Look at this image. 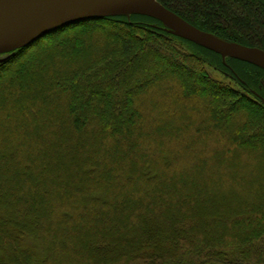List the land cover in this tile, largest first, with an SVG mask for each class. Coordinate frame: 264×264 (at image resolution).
<instances>
[{"label": "trees", "instance_id": "obj_1", "mask_svg": "<svg viewBox=\"0 0 264 264\" xmlns=\"http://www.w3.org/2000/svg\"><path fill=\"white\" fill-rule=\"evenodd\" d=\"M158 2L264 51V0ZM185 43L114 15L0 55V264H264V70Z\"/></svg>", "mask_w": 264, "mask_h": 264}, {"label": "water", "instance_id": "obj_2", "mask_svg": "<svg viewBox=\"0 0 264 264\" xmlns=\"http://www.w3.org/2000/svg\"><path fill=\"white\" fill-rule=\"evenodd\" d=\"M148 1L151 0H19L16 4L0 8V55L31 46L53 32L80 22L128 13H140L157 18L179 37L221 55L255 62L228 53L225 49L229 45L264 55L262 50L229 43L195 28L164 8L158 0L155 2L159 6L160 14L146 12L142 8ZM166 16L176 17L185 29L180 30L171 26L165 19ZM255 63L264 67L259 62Z\"/></svg>", "mask_w": 264, "mask_h": 264}, {"label": "rangeland", "instance_id": "obj_3", "mask_svg": "<svg viewBox=\"0 0 264 264\" xmlns=\"http://www.w3.org/2000/svg\"><path fill=\"white\" fill-rule=\"evenodd\" d=\"M128 18L132 19L133 21L135 22H150V18L152 16H149V15H145V14H140V13H128L126 14ZM154 18V17H152ZM186 40V43H185V46L192 52L198 54L199 56H201L205 61H207V63L209 64V66H207V70L208 72L216 79L228 84V85H231L235 88H240L239 85L236 83V81L233 79V78H230L227 74H225V72H223L222 70H220V68H217L218 65H216V62H218L217 60H215V58H212L211 55L207 54L206 51H202L201 48H206L204 46H201L199 44H196V43H193L187 39ZM207 49V48H206ZM217 54V53H216ZM220 54V53H219ZM222 57V60L224 62V64H226L227 62L231 63V58H233L232 56H225V55H220ZM5 57H0V61H2V59H4ZM240 62H248V63H252L253 65L255 66H258L259 68L263 69L264 70V67L261 66V65H258L256 64L255 62H252V61H249V60H244V59H241ZM212 65H215V66H212ZM243 64L242 63H237V66L238 67H243L242 66ZM217 66V67H216ZM12 78V77H11ZM14 78H12L11 80H13ZM16 82V81H15ZM262 86L264 87V80H262ZM7 102V100L5 101V103ZM263 189V188H262ZM221 213V212H220ZM154 240H157L159 239V237L154 235ZM175 242H173L174 244ZM146 244V243H145ZM147 246L149 247L150 246V242L148 241L147 242ZM6 249H8V252L11 253L13 252V250L9 249L8 247H6ZM4 255V253L2 252V250L0 249V257H2ZM114 255V252L113 253H110V256Z\"/></svg>", "mask_w": 264, "mask_h": 264}, {"label": "bare ground", "instance_id": "obj_4", "mask_svg": "<svg viewBox=\"0 0 264 264\" xmlns=\"http://www.w3.org/2000/svg\"><path fill=\"white\" fill-rule=\"evenodd\" d=\"M19 0H0V8H4L13 4H16ZM158 4L155 2V0L148 1L144 7L142 8L144 11L152 13V14H160V11L158 9ZM165 19L167 22L180 30H184V26L182 23L173 16H166ZM228 53H232L241 57H245L247 59H251L255 62H259L260 64L264 65V55L255 51H247L243 49H239L236 46H230L225 49Z\"/></svg>", "mask_w": 264, "mask_h": 264}]
</instances>
